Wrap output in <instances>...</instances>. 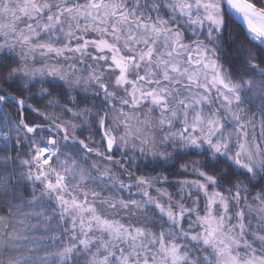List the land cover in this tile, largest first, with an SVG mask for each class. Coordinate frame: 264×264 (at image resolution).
I'll return each mask as SVG.
<instances>
[{"label":"snow or ice","instance_id":"6c2138e0","mask_svg":"<svg viewBox=\"0 0 264 264\" xmlns=\"http://www.w3.org/2000/svg\"><path fill=\"white\" fill-rule=\"evenodd\" d=\"M0 264H264V0H0Z\"/></svg>","mask_w":264,"mask_h":264},{"label":"trees","instance_id":"16d2710c","mask_svg":"<svg viewBox=\"0 0 264 264\" xmlns=\"http://www.w3.org/2000/svg\"><path fill=\"white\" fill-rule=\"evenodd\" d=\"M257 2H258V0H257ZM236 22H237L238 25L243 26L238 20H237ZM233 29H234L235 31H239V29L236 28L235 25H233ZM9 111H10V113H11L13 116L15 115V112H14L12 109H9Z\"/></svg>","mask_w":264,"mask_h":264},{"label":"water","instance_id":"95a60500","mask_svg":"<svg viewBox=\"0 0 264 264\" xmlns=\"http://www.w3.org/2000/svg\"><path fill=\"white\" fill-rule=\"evenodd\" d=\"M237 20L240 21L243 24V21L242 20H239L238 18H237Z\"/></svg>","mask_w":264,"mask_h":264}]
</instances>
